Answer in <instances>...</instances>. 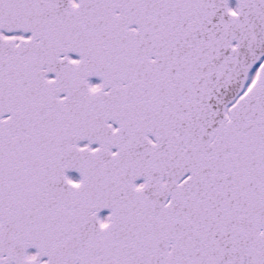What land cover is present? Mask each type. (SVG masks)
I'll return each mask as SVG.
<instances>
[{"label": "snow or ice", "instance_id": "6c2138e0", "mask_svg": "<svg viewBox=\"0 0 264 264\" xmlns=\"http://www.w3.org/2000/svg\"><path fill=\"white\" fill-rule=\"evenodd\" d=\"M0 264H264V0H0Z\"/></svg>", "mask_w": 264, "mask_h": 264}]
</instances>
